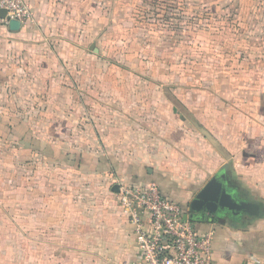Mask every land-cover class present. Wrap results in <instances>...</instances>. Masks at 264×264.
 Masks as SVG:
<instances>
[{"label": "crops", "instance_id": "1", "mask_svg": "<svg viewBox=\"0 0 264 264\" xmlns=\"http://www.w3.org/2000/svg\"><path fill=\"white\" fill-rule=\"evenodd\" d=\"M26 1L31 24L0 25V69L15 89L28 88L23 102L32 93L36 104L27 106L46 122L32 134L38 144L27 156L34 162L23 161L34 170L21 175V221L0 220V264L134 259L135 237L116 192L120 183L150 181L187 214L204 185L220 187L226 202L219 213L188 215L209 233L215 264H264V15L253 42L236 28L180 32L157 24L172 19H159L160 5L196 9L197 21L210 27L216 4L242 10L244 0ZM143 69L157 77L147 81L148 93ZM190 92L200 94L193 105L204 110L189 108ZM173 95L186 111L174 107ZM14 194L0 191L12 213Z\"/></svg>", "mask_w": 264, "mask_h": 264}, {"label": "rangeland", "instance_id": "2", "mask_svg": "<svg viewBox=\"0 0 264 264\" xmlns=\"http://www.w3.org/2000/svg\"><path fill=\"white\" fill-rule=\"evenodd\" d=\"M171 1L174 0H168V3L171 4ZM254 5L251 6V0H244V4L242 5V10H240L239 6L233 5L231 2H222V4H216L215 8H212V10L208 13L207 21L205 22L210 27H207L203 25V22L197 21V10L193 9L192 11H183L179 8H165V6H158V14L159 19L165 17L166 15H171L172 19H168V21H159L157 24L161 25L165 29L169 28H177L180 32H186V30H193L198 29V27L201 28H209L210 30L218 29L215 31H218L219 33H227L231 30L236 28L237 32H244V33H252L250 34L252 41H256V34H259L261 32V26L259 24L261 22H258L256 24L255 22L258 21V16L261 17V15H264V1L263 0H252ZM145 2V0H143ZM140 6V5H139ZM138 6V7H139ZM147 7V6H145ZM179 7V6H178ZM202 9V8H200ZM240 10L241 12H239ZM143 16H146V13H144ZM155 16V15H154ZM102 24V22H100ZM264 26V25H263ZM131 29H133V25L129 26ZM258 28V33H254L255 30ZM116 33H119L118 31ZM122 33V32H121ZM241 34V33H238ZM249 35V34H248ZM147 43L146 46L152 45V42L154 40V37L150 34H147ZM193 39V37H191ZM203 40V39H200ZM239 41L245 40V39H238ZM144 41V40H143ZM192 41V40H191ZM200 44L201 41L197 40L194 41V45ZM261 43V42H259ZM258 45V44H254ZM110 46H117L116 41L110 42ZM244 58V55L241 56ZM203 68H194L195 73V85H198V80H200V76L203 73ZM209 71V70H208ZM211 72V71H210ZM238 73H240V68L237 70ZM5 69H0V191L5 193L6 191L13 190L16 194H14V202L13 206L15 207L14 213H12L11 210H7L6 201L10 198L0 197V220H4L6 218L7 221H21V191H22V183H21V175L23 173H32L33 172V165L25 167L27 164L25 161L26 159L30 158L31 162H34L33 156H27V154L31 150L29 148L36 147L38 142L36 137L32 138V134L35 133L39 127V124H43L42 121L46 122L44 118H41L38 113L34 112L35 110L29 108L30 105L36 104L35 100H32V93H28V102H23L24 99L21 98V95H23V92H26L28 90L27 87L22 86V88L15 89L11 84L6 82ZM148 70L143 69L141 76L142 79H140L141 88H143L144 93H148V80H152L153 83L156 82V75L154 78L148 77ZM212 78V72L210 74ZM146 76V77H145ZM143 80V82H142ZM143 85L145 86H142ZM162 86V85H161ZM201 86V85H200ZM209 88L210 93L216 92L214 88L216 87L214 85V79L210 80V84L207 85ZM19 87V86H17ZM198 88V86H193ZM175 90L174 92L176 94H180V86H174ZM195 88V89H196ZM200 89V88H199ZM168 91V89H167ZM161 91L159 89V92L164 93L167 92ZM177 91V92H176ZM191 91V90H190ZM218 91V90H217ZM200 93V90L198 91ZM32 94V95H31ZM38 94V93H37ZM167 94V93H166ZM189 94V92H188ZM170 94H168L169 96ZM195 97H193V96ZM189 95V98H185L187 101L189 108L194 110V113L196 111L204 110L200 107L197 109L195 104V101L197 102V98L200 96L198 93H193ZM198 95V97H197ZM172 96V95H171ZM174 97V107L178 111H186L188 109L187 106H183L182 101ZM197 97V98H196ZM236 98H239L236 97ZM17 99H20L18 102ZM29 105V106H27ZM193 105V106H192ZM196 105V104H195ZM183 107L184 109H182ZM205 107L209 108L208 104H205ZM34 112V114H32ZM37 114V115H36ZM197 121V119H194ZM52 121V120H49ZM198 122V121H197ZM46 125V124H45ZM197 125V124H196ZM39 136V135H38ZM42 141H47V134L40 135ZM34 144H33V143ZM5 195V194H4ZM12 206V207H13ZM10 209V208H8ZM10 232V231H8ZM13 232V231H12ZM14 232L20 233V229H15Z\"/></svg>", "mask_w": 264, "mask_h": 264}, {"label": "built area", "instance_id": "3", "mask_svg": "<svg viewBox=\"0 0 264 264\" xmlns=\"http://www.w3.org/2000/svg\"><path fill=\"white\" fill-rule=\"evenodd\" d=\"M4 10V15L1 11ZM34 21L26 0H0V25ZM116 199L132 227L137 256L124 264H215L209 233H200L177 202L157 184L118 185Z\"/></svg>", "mask_w": 264, "mask_h": 264}, {"label": "water", "instance_id": "4", "mask_svg": "<svg viewBox=\"0 0 264 264\" xmlns=\"http://www.w3.org/2000/svg\"><path fill=\"white\" fill-rule=\"evenodd\" d=\"M5 11L2 10L1 14L4 15ZM20 25L17 21L11 20L9 22V26L12 27V25ZM115 190H117V187H114ZM226 196L225 191L221 190V188L213 189V183L209 182L206 185H204L200 191L197 193V195L194 197V199L190 203V207L188 208V212H191L190 217H194L192 214L193 212H198L199 210L194 208V204L197 202L202 201H208L210 204H212L215 207H223L224 203L222 202L223 198ZM211 198V199H210ZM209 212H214V210H210Z\"/></svg>", "mask_w": 264, "mask_h": 264}, {"label": "flooded vegetation", "instance_id": "5", "mask_svg": "<svg viewBox=\"0 0 264 264\" xmlns=\"http://www.w3.org/2000/svg\"><path fill=\"white\" fill-rule=\"evenodd\" d=\"M216 188H220V187H218L217 185H215V184H213V189L215 190ZM197 195V194H196ZM195 195V196H196ZM194 196V197H195ZM194 198H192V200H193ZM211 199V198H210ZM191 200V201H192ZM191 201L188 203V208L190 207V203H191ZM222 202H226L225 201V198L222 200ZM194 208L195 209H197V210H199L198 212H193L192 214L195 216V217H197L196 215H200V216H202V214H204L205 212H209L210 210H214V214H217V213H219V209H218V207H215V206H213L212 204H210L208 201H200V202H197V203H195L194 204ZM188 215H191V212H188Z\"/></svg>", "mask_w": 264, "mask_h": 264}]
</instances>
